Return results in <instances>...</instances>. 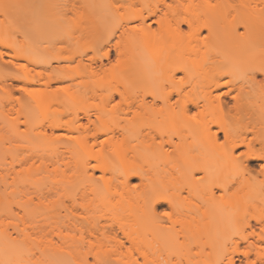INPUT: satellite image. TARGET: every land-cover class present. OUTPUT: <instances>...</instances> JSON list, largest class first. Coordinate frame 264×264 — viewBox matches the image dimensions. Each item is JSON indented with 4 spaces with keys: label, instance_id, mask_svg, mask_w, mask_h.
<instances>
[{
    "label": "bare ground",
    "instance_id": "6f19581e",
    "mask_svg": "<svg viewBox=\"0 0 264 264\" xmlns=\"http://www.w3.org/2000/svg\"><path fill=\"white\" fill-rule=\"evenodd\" d=\"M127 1L136 5V0ZM262 2L264 0H144L145 11L150 7L153 13L159 12V15L149 16L148 22L154 24L155 20H160L159 25L164 24L161 30L152 28L133 34L116 26L101 39L102 46L108 44L105 51L109 55L101 53L88 57V61L80 59L79 65L85 75L106 73L116 65L128 76L130 85L127 89L84 91L78 108L69 110L67 120L49 121L48 148L68 156L72 173L65 184L48 185V195L60 192L65 202L48 204L45 215L48 221L32 227L35 233L48 229V249L51 252L45 251L47 261L49 258V262L59 261L60 264H84L80 256L82 251L95 247L108 252L142 247L176 249L150 211L151 200L160 195L168 196L180 206L184 228L181 234L186 239V248L210 244V223L242 222L244 228L249 227L251 233H255L256 223H261L264 215L253 221L248 214L255 209L264 211V197L256 201L246 196L236 205L212 210L210 202L217 197L215 189L210 191L208 182L195 185L191 180V169H207L213 182H220V178L215 180L210 173L213 165L222 168L221 175L228 170H241L250 174L249 180L253 179L249 183L251 189H256L254 179L264 186V173L251 164L259 159L258 146L264 140V76L255 74L249 78L244 75L247 69L259 66L264 58V15L258 7H253ZM168 3L174 7L168 9ZM213 4L216 7H210ZM138 12L139 9L131 11ZM210 12L214 15L211 21L207 17ZM5 18L6 21L0 22V28L10 29L11 34L0 33V51L6 52L5 58H0V169L12 174L18 173V165L31 156H22V153L32 148L34 106L43 99L48 106L61 102L63 93L70 87H52L71 79L67 72L54 65V61L70 60L71 57H62L59 50L50 48L44 52L48 50V56L54 55L52 58L45 59V53L35 55L31 45L24 42L34 28L28 11L11 10ZM184 19L192 22V35L188 34L186 24H180L179 30L176 29V22ZM22 23L25 27L18 32ZM205 24L207 28L202 27ZM197 30L199 38L195 35ZM204 31H208L207 40L201 37ZM112 32L116 34L110 35ZM167 37L174 41L165 45L164 53L155 55L152 61L140 53L122 60L125 54L123 42L132 45L157 42L159 45ZM112 50L119 57V64L117 59L115 64L112 63ZM199 56L204 63L193 69L195 57ZM34 65L45 70L34 72ZM227 73L234 74L229 77L234 78V88L226 99L222 97L217 101L216 95L224 86L217 85L216 81ZM148 76L154 77L150 89L140 84ZM181 79L183 84L179 83ZM121 94L125 102L118 109L113 108V104L120 103ZM233 94L237 96L236 101L232 100ZM164 97H168L167 102ZM172 97H184L187 103L182 99L179 107H173ZM141 104L144 105L143 112L131 119ZM201 108L204 115L200 117V124L190 121L185 114L198 112ZM12 114L24 119L7 122L6 118ZM17 123L24 125L25 129L20 130ZM205 126L213 130L216 139L208 136ZM220 129L228 131L229 147L236 139H247L257 146L253 148V155L245 156L244 167L234 165L230 156L216 143L220 139L216 136ZM74 133L81 136H74ZM105 133L109 142L102 149L97 141L103 139ZM69 136L75 139H67ZM6 138L21 144L14 150L2 148ZM161 142L163 149L159 147ZM238 147L247 151V145ZM89 157H102L101 167L106 171L102 172L101 168L86 171L84 160ZM183 168L187 169L181 171ZM132 171L138 175H129ZM178 172L182 175L177 176ZM101 176L104 177L102 181ZM134 183L140 185L138 191L132 188ZM224 185L225 195L229 186ZM24 187L13 176L11 182L4 183L0 201ZM90 195L92 201H86ZM185 195H189L188 200L183 198ZM34 212L35 209L32 214ZM4 215L10 216L11 213L5 210ZM142 228H154L155 235L141 237L139 231ZM6 237V233H0L1 261L17 258L19 245L24 246V253L27 252L28 238L18 236L16 242H10ZM245 239L247 234L238 239L229 238V243L235 241L238 249L235 254H243L244 249L239 247ZM261 242L262 238H258L246 246L250 255L255 253L259 261L264 257ZM28 255L24 254L23 259L28 260ZM233 259L237 260L235 256ZM106 261L107 264H118L109 259ZM206 264H210V260Z\"/></svg>",
    "mask_w": 264,
    "mask_h": 264
},
{
    "label": "rangeland",
    "instance_id": "374dc122",
    "mask_svg": "<svg viewBox=\"0 0 264 264\" xmlns=\"http://www.w3.org/2000/svg\"><path fill=\"white\" fill-rule=\"evenodd\" d=\"M113 2L114 0H0V22L6 21L5 14L11 10H24L31 14L34 28L32 33L24 38V42L25 44L31 45L35 50L36 56L45 53L43 55L45 59L52 58L54 55L50 54L48 56V50L44 52L50 48L52 50H59L62 57H71L70 60L54 61V65L71 76L70 80L52 85L53 88L58 85H70L67 92L63 93L61 102L48 106V102L43 99L34 106L32 148L30 151L23 150L22 153V156L24 154H31L30 159L18 165V173L9 174L0 169V192L4 190V183L11 182L13 176H16L18 182L22 186H25L22 189H18L15 195H9L3 201H0V233H5L4 229L8 227V220L5 219L4 215L6 208L14 205L27 204L29 206L27 212L31 220V225L25 228L23 234L24 238H28V243L25 246L27 252L24 254L30 255V253L34 252L36 253V259L39 261H47L45 251L48 250V254L51 252L48 249V229L43 233H35L32 225L48 221L45 215L48 213L49 205H60L65 202L60 192L48 195V185H63L72 173V163L68 156L63 154L59 155L54 149L48 148L49 121L67 120L70 117L69 110L71 108H78L84 91H101L111 88L127 89L130 85L128 76L125 73H121L116 68V65L110 67V70L106 73H100L95 76L85 75L83 68L79 65L80 59L88 61V57L101 54L98 51L99 48L103 47L101 39L108 34L110 29L117 26L118 19L115 16L114 10L109 7ZM121 2H125V0H121ZM126 3L128 4L127 0ZM143 3L144 0H136V5H143ZM4 5H26L29 7H10L5 11ZM54 5H68V7H54ZM72 5H77V7L73 8ZM69 11L73 13L71 17L66 15ZM131 11L132 9H125L127 13H131ZM213 16L210 12V15L207 17L211 21ZM24 27L25 24L22 23L19 29H23ZM163 27L164 24H153L154 30H161ZM0 33L11 34V30L1 27ZM207 35L208 31H204L201 37H207ZM173 41L174 39L172 37H167L165 40L159 42L161 43L159 45L157 42H151L150 44L138 43V45L123 42L125 54L122 60H127L133 54L140 53V55L152 61L155 55H162L164 53L163 47L165 45ZM111 56L112 63L115 64L117 54L114 50H112ZM105 62L107 61L105 60ZM202 63H204L202 56L195 57L193 69ZM33 67L34 72L45 70L42 66L34 65ZM153 82L154 77L148 76L140 84L150 89L153 87ZM9 116V118H6L7 122L13 121V123H16L24 119L23 116H17V114ZM17 124L20 130L25 129V126L21 123ZM73 135L78 136L79 134L74 133ZM20 144L21 142L11 141L6 138L1 146L2 148L14 150ZM251 164L257 168L255 163L252 162ZM185 169L187 168H183L181 171ZM220 172H222V168L217 165H213L210 169V173L214 175V179L217 180L220 178V182L227 184L229 190L224 195V199L221 200L219 198L220 192H217L215 189L217 197L214 201L210 202V209L231 207L236 205L240 200H243L246 196H250L252 198L251 200L256 201H260L264 197V186L258 184L255 179L254 186L256 189L249 187V183L253 179H248L250 177L248 172L243 173L241 170H228L222 175ZM176 175L180 176L182 173L178 172ZM134 181L138 182V180ZM24 183L29 184L25 185ZM233 185L235 186L233 187ZM92 198L93 196L90 195L86 197V201H92ZM34 209L35 212L33 215L32 211ZM36 210H39V212ZM260 215H264L263 210H250L248 218L255 221L254 218ZM21 227L24 226L21 225ZM261 228H264V223H256L255 233L252 234L251 229L249 227L244 228L242 222L228 224L210 223V236L208 235L210 237V244L207 243L205 246H192L204 249L200 256L202 264L209 260L210 264H214L218 258L222 257L225 251H232L231 248H225L226 242L232 245V242H228L229 238L238 239L240 235L247 234V239L243 240L239 247L245 249L250 241L261 238ZM13 230L15 231V229ZM235 231H238L239 234H234ZM155 232L156 230L154 228H142L139 234L144 238L145 236L151 237L155 235ZM260 244L262 245L261 251L264 252V242ZM235 245L233 246L235 247ZM186 249L185 247V251ZM145 250L149 253L148 259L150 261L156 260L159 262L161 258L167 259L169 253L176 249L142 247L140 249H124L123 252L113 250L108 252L100 247H95L93 249L86 248L80 256L83 262L87 260L93 262L100 260L107 264L106 259H109L112 262H118V264H133L136 259H143L141 252ZM233 256L237 259L236 263L240 264L243 254L240 253ZM250 259H255L259 262L255 253L250 255ZM48 261H50L49 258Z\"/></svg>",
    "mask_w": 264,
    "mask_h": 264
},
{
    "label": "snow or ice",
    "instance_id": "6c2138e0",
    "mask_svg": "<svg viewBox=\"0 0 264 264\" xmlns=\"http://www.w3.org/2000/svg\"><path fill=\"white\" fill-rule=\"evenodd\" d=\"M5 11H7L8 8H21V7H29L26 5H4ZM54 7H68V5H54ZM73 8H76L77 5H72ZM109 7L114 10L115 16L118 19L117 28L123 29L125 32H131L133 34H139L146 30H150L153 28V23L148 22V17L155 15H159V12L153 13L151 8H147V11H145V6L143 5H130L125 2H121V0H114V2L109 5ZM174 6L171 3L167 4L168 9H172ZM178 7V6H177ZM210 7H216V5H210ZM253 7H258L260 9V12L262 15H264V2H262L260 5H254ZM139 9L138 13H127L125 12V9ZM67 16L71 17L73 13L69 11L66 13ZM173 15H176V13H173ZM155 24H160V20H155ZM180 24H186L188 27V34L192 35V29L193 24L191 21L184 19L179 20L176 22V29L179 30ZM202 27L207 28V25H203ZM246 27V25H245ZM19 32L20 29H17ZM116 33L112 32L110 35L114 36ZM195 35L199 38L200 33L197 30ZM205 40H207V37H203ZM11 46L9 45V48ZM108 48V44H104L102 48H99L98 51H100L104 56L109 55L108 51H105V49ZM117 51H119V42H117ZM6 52L0 51V58H5ZM119 57H117V64H119ZM255 74H261L264 76V58L261 59V62L259 66L251 67L247 69L244 72V75L251 78ZM234 77L233 73H227L222 74V79L217 80L216 84H223V89H221L217 95L216 100L219 101L222 97L227 98V96L230 94V92L234 88V78L229 79V77ZM180 84H183L184 81L181 79L179 81ZM262 84H264V80H262ZM212 85H209L211 87ZM175 91V89H172ZM21 91H26V89H21ZM29 95H32L31 92H29ZM158 99V98H157ZM165 101H168V97H164ZM184 100L185 103H187V100L184 97H181L180 99H177L176 97H172L173 107H179L181 104V100ZM232 100L236 101L237 96L235 94L232 95ZM123 94H121V101L120 103L113 104V108H119L122 103H124ZM150 107L154 108L155 105H151ZM199 107V105H198ZM144 110V105L141 104L139 107H137V113L132 114L131 119H135L137 114L142 113ZM161 111H163V106H161ZM189 120L200 124V117L204 115L203 109L201 108L200 111H189L185 113ZM99 120V117L97 118ZM103 130V129H101ZM205 131L208 133V136L212 139H216L215 136H213V130L211 128H208L205 126ZM216 136H219L220 139L216 140V143L219 144V146L225 150V153L230 156L232 163L238 167H244L245 165V156L253 155V148L257 147L252 143V141H249L247 139L240 140L236 139L232 144L231 147H229L228 143V131L226 129H220L219 132L216 133ZM67 139L73 140L75 139L74 136H69ZM109 142L108 134L105 133V136L103 139H99L97 143L101 146L103 149V146ZM238 145H247V151L242 150L238 147ZM95 147V146H94ZM159 147L161 149L164 148L163 142L160 143ZM259 147L260 156L259 159L256 161H252L255 163L261 173H264V140L261 141ZM101 159L102 157H96V158H86L84 160V166L85 170H95L97 168H101V171H106L101 167ZM131 176H137L138 173L135 171H132L129 173ZM95 179V178H93ZM104 179L103 176L100 177V180L102 181ZM127 179V177H125ZM191 180L194 182L195 185H204L206 182H208L211 186L209 190L211 191L212 188L216 189L217 192H220V199H224V189L225 185L221 182H213L210 180L208 176L207 169H200L198 167H193L191 169ZM99 183L100 181H96ZM235 185H233L234 187ZM132 188L134 190H139L140 185L139 184H132ZM190 195V193H189ZM189 195H185L183 198L185 200L189 199ZM215 195V193H213ZM34 203V202H33ZM28 205L27 204H20V205H14L12 207L6 208L7 212H10L11 215H6L5 219L8 220V227L4 229L5 233L7 234V239L10 242H16L18 236L23 238V234L25 232V228L29 227L31 225V220L28 215ZM150 211L153 213L154 219L158 224L161 225V227L164 229V231L168 234L169 238L174 242L176 246V250L169 253L167 259L161 258L159 262L156 260H149L148 256L149 253L145 250L141 252V256L143 259H136L133 264H202L200 260V256L202 255L204 249H200L198 247L188 246L185 251V243L186 239L182 238L181 233L184 232L183 224H182V214L180 210V206L177 204V202L171 198H169L166 195H160L155 198H153L150 202ZM262 223H264V217H262L261 220ZM23 225L24 227H21ZM34 226V225H32ZM15 229V231L13 230ZM262 242H264V228L260 229ZM236 235H238V231H235ZM35 238V237H33ZM235 244V241L232 242V245L225 244V248H231L232 251L228 252L225 251L222 257L218 258L214 264H236V261L233 259V254L238 251L237 248H235L233 245ZM19 255L17 258L8 259L5 261H0V264H50L49 261H39L36 259V253L32 252L29 255V259L25 260L23 259L24 255V246L19 245ZM250 256V250L245 248L243 250V256L241 257L240 264H264V257L261 258V260L258 262L255 259H247L245 261L244 258H247ZM51 264H60L59 261H53ZM84 264H105V262L97 260L95 262L91 260H87L84 262ZM206 264V262H204Z\"/></svg>",
    "mask_w": 264,
    "mask_h": 264
}]
</instances>
